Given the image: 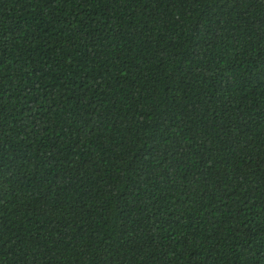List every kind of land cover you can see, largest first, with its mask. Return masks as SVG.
Listing matches in <instances>:
<instances>
[{
	"label": "trees",
	"instance_id": "trees-1",
	"mask_svg": "<svg viewBox=\"0 0 264 264\" xmlns=\"http://www.w3.org/2000/svg\"><path fill=\"white\" fill-rule=\"evenodd\" d=\"M0 264H264V0H0Z\"/></svg>",
	"mask_w": 264,
	"mask_h": 264
}]
</instances>
